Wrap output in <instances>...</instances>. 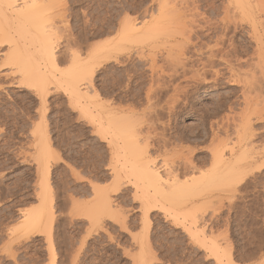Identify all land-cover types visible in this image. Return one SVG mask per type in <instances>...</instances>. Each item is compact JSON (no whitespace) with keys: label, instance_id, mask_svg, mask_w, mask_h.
Listing matches in <instances>:
<instances>
[{"label":"rangeland","instance_id":"1","mask_svg":"<svg viewBox=\"0 0 264 264\" xmlns=\"http://www.w3.org/2000/svg\"><path fill=\"white\" fill-rule=\"evenodd\" d=\"M64 1L68 3L66 19L57 22L64 28L63 38L55 43L58 62L46 67L49 75L61 78L60 85L53 80L42 92L18 84L25 70L0 76V264H142V257L144 264H219V256L223 264L230 259L232 264H264V63L258 62L257 41L248 37L249 25L228 27L223 22L228 0H196L204 28H198L194 41L205 54L191 50L181 57L183 61L176 56L173 60L159 57L154 72L149 69V56L147 63L135 56H124L118 63L103 61L96 65L93 78L99 97L91 105L93 112L84 115L72 104L65 79L75 78L76 67L92 62L93 52L99 55L108 46L121 17L142 19L156 0ZM211 49L217 54L212 60ZM227 55L233 61L241 58L249 85L230 80L222 60ZM4 71L0 68V73ZM112 118L115 123L119 119V127L126 132L120 128L118 132L109 122L114 123ZM244 124L257 158L245 179L232 189L204 181L205 199H163L155 195V188L149 187L150 195L148 191L143 195V185L137 190V180L124 171L129 166L124 164L129 159L126 143L131 140L139 141L143 149L147 146V157L159 165L175 163L183 171L182 181L191 179L199 171L212 169L215 146L241 149L238 127ZM119 134H127L129 140ZM44 136L52 153L42 161ZM189 149L198 168L194 173L177 160L178 154ZM45 180L54 202L50 225L27 232L21 226L22 213L36 210ZM103 191L111 197L114 214L124 216L122 226L109 215L91 222L89 214L94 213ZM141 196L160 199L158 208L151 201L153 206L144 207ZM190 223H196L201 234L187 232L185 226Z\"/></svg>","mask_w":264,"mask_h":264},{"label":"bare ground","instance_id":"2","mask_svg":"<svg viewBox=\"0 0 264 264\" xmlns=\"http://www.w3.org/2000/svg\"><path fill=\"white\" fill-rule=\"evenodd\" d=\"M156 1H154V3H156L154 8H152L153 6H151L150 8H152V9L151 10L149 9L150 11L145 10L146 11V12H144L145 16L142 19L136 18L135 20L134 19L132 20V19L127 18V17L121 19L122 18L121 17L119 19V20H121L119 22V27H118L117 31L115 32L116 36L111 38L110 41H108L109 42V44H107L108 46L104 47L102 49V51H100L101 53L99 52V55H97L98 53H96V56H95L94 55L95 51H94L93 52L94 54H92V55L95 58H93V56H92V58H93L92 62H86L83 64L81 63L82 66L79 67L78 70L76 67V70L74 73L75 78L70 77V78L65 79V82L67 85V88L65 87V89H67L66 91L69 92L70 99L73 102L72 104L75 105V109H78L81 114H84V115L88 114L91 110L92 103H94L93 101L95 100V98L99 97L98 93L95 90L94 84H93V78L95 75L96 65L101 64L103 61H105V62L116 61V63H118L119 61H121L120 59H122L124 56L125 57L126 56L127 57L135 56L140 61H145V58L149 59V57H151V62L149 63V65H150L149 69L153 70L152 72H154L156 70V68L158 67V60L157 59L159 57L165 58V56H166V59L167 58L172 59L173 56H176L177 60L179 61V60H181V57L188 55L190 53L189 51H191V50H195V52L200 51L203 54V50H202L203 47H201L198 44V42L194 41V35L197 34L198 28H200V29L204 28L201 25V19L204 20V17H203V14L200 12L201 9L197 5L196 0H156ZM66 4H68V3H65L64 0H0V59H1L0 68L3 71L5 69L8 70L7 72L5 70L4 71L5 73L1 72L0 76L2 75L3 77L5 76L7 78L10 76L11 71H14L17 69L20 71L25 70L26 75H24L25 76L24 80L19 81L18 84H22L28 88H37L39 91H42V92H43V90L47 89L49 84L52 85L53 80L55 81V84H57V82H58L60 85L61 78L58 79L54 76L49 75L48 72L46 71V69H47L46 67H49V66H47L48 64L56 66L57 62H58L59 56H58V53L56 51L57 47H55V43L58 42V41H56L57 38L63 36L64 33L61 34L60 31L62 32V30L64 28H62V30H61L60 29L61 27L57 24V22H59V24H60V22L64 21V19H66L65 18ZM222 20H223V22H225L226 24L229 25L228 27H230V25H233L236 27V26H238V24L243 23V22H246L249 25L250 31H248L249 34L247 33L248 37L250 35L251 38H253L254 40L257 41V43H256V46H257L256 54H257V57L259 58L258 62L264 63V0H228V5L225 7L224 17ZM208 22H209V20L207 18V23ZM65 31H68V30H65ZM58 45H60V44L58 43ZM220 46H221V42L217 41L216 47H220ZM3 48H6V50ZM219 49H221V47ZM67 50L68 49H66V51ZM235 50H237V49H235ZM70 54L72 55V53H70ZM74 56H75V54H73L72 57H74ZM147 56H149V57H147ZM215 57H217V54L215 53V50L211 49L209 51V58L212 60V58H215ZM257 57L255 56V58H257ZM223 59L226 63L227 69L230 73V77H231L230 80L232 79V82H235L238 84L243 83L244 85L245 84L249 85L248 77H246V75L248 73L247 74L243 73L244 70L242 68L243 66L241 65L242 63L240 64L241 58L236 60L238 63H236V61H233L232 59H229L228 55L226 58L222 57V60ZM181 61H183V60H181ZM243 61H245V60H243ZM172 62H174V61H172ZM255 64H256V62H255ZM259 66L260 65H258L257 67H259ZM165 70H167V69H165ZM154 74H156V73H154ZM260 75H262V74H260ZM191 76H194V75H191ZM195 76H197V75H195ZM176 77H177V75H176ZM151 78H153V77H151ZM162 78H164V76ZM161 80L163 81V79H161ZM261 82H262V80H261ZM61 85H62V83H61ZM157 87H159V85ZM245 89H246V87H245ZM251 90H252V87H251ZM179 91H181V90H179ZM149 92H150V90H149ZM147 94H145V95H147ZM262 98L264 99V97H262ZM97 105H99L98 108L101 107L100 104H97ZM109 109H111V108H109ZM94 110H95V108H94ZM130 111H131V109H130ZM246 113H243V114H246ZM112 116H114V115H112ZM112 116H110V117H112ZM250 116H252V114ZM112 119H114V118H112ZM118 120L116 123H115L116 119H114V121L112 120L114 123H111V121H109V122L111 125L115 124L114 128L117 131L121 129L124 132H126V130H127L126 128H124V129H126V130H124V129H122V126L119 127L118 123L120 121H118ZM239 127H241L242 129ZM239 127H238L239 131H238V129H236V130L239 133V136H238V138L240 139L239 142L242 144L241 149L235 150L238 148H234V147H231L232 148L231 149L228 147L229 145H225V144H219V145L215 146L212 149V159L214 160V166L212 167V169H210V171H208V170L207 171H199L198 176L193 177V178L188 179V180H184V181L181 180V175H183L181 173L183 171L181 172L178 167L176 168V166L174 165L175 163H173L172 165L164 163L162 165L160 164L161 165L160 166L159 163L156 162V160L149 159L147 157L148 156L147 146H146V148H144L145 149L144 150L143 148H141V145L138 144V142H139L138 140H136V141H138L136 143L137 145L135 143H133L131 140H130V142L126 143V141L129 140V136L127 137L126 136L127 134H125V135L119 134L118 137L122 136V138L127 139L126 141H124V140L123 141L126 143V146L129 149V153H127L129 155V157L126 156L127 157L126 158L124 155H122V157L124 156V158H126V159L129 158L126 161H125V159H123L125 161L124 164H126V162H127L129 165L127 168H126L127 164L123 165L124 168H126V169H124V171L125 172L127 171L128 175L130 174V176H133V179L135 178V180H137L136 181L137 182V186H136L137 190L140 189V188H138L139 185H143V187H144L143 189L145 190V191H142L143 195H145L147 193V191H148V194L150 195L149 190H148L150 187L153 189L155 188L156 189L155 192L157 191V193H155V195L159 196L160 198L164 197L163 199H166L167 197L172 198V197H177V196H178L177 198H179V199L180 198H182L184 200H186L185 198H189L188 200L192 199V200H190L192 202H194L197 199H205V196H207V195H205L206 193L204 194L202 189H201V187L204 188L205 186L203 187V184H201V183H203L204 181H213V182H217L221 186H223V187L225 186V188L229 189L231 187H234L235 183H240L241 181H243L245 179V177L247 176V170L250 169L254 165L255 158H257V157H256V154L252 152L254 150V149H252L253 146L251 147L252 150L250 149L251 144L249 143L250 142L249 139L251 137L249 138V136L251 134L250 135L248 134V132L250 130H248L249 128H247L246 125L244 126V128H243V125H239ZM140 131H141V129H140ZM227 131H229V130L227 129ZM241 132H243V133L241 134ZM138 136H140V135H138ZM132 138L130 137V139H132ZM42 139H43V141H41L42 142L41 143L42 149L40 151L41 154L39 156L42 159V161H45V159L50 158L52 150H51V144L49 143V140H47V138L45 136ZM146 144H148V140H147ZM236 145H238V144H236ZM142 147H143V145H142ZM120 149H121V147H120ZM119 151H121V150H119ZM179 152H181V151H179ZM182 152L183 153L178 154V157H177L178 158L177 160L180 163L179 166L183 165L186 169L193 170V173L196 172V169H198V168L194 165V161L192 160L190 149L188 151L183 150ZM127 154H125V155H127ZM118 158H119V156H118ZM115 171H114V173H115ZM124 171H123V173H124ZM118 173H119V171L115 173L116 176H120V174H118ZM134 183H135V181H134ZM235 185H237V184H235ZM43 188L44 189L41 188L42 191L41 192L39 191L40 194L37 196L38 197V199H37L38 200V207L35 208L36 210L31 211V212H27V213L26 212L22 213L21 226H23V229L25 227V231H27V232L38 229L39 227L44 228V225H46V224L50 225V223H48V222H49V219H51L52 214H53L52 203H54V202H52V198H51L52 194L50 193L51 188H50L47 180H45V185ZM103 192L99 193V200H98L99 202H98L97 207L95 206L96 209H93V210H95V211H93L94 213L92 215H90L87 211V214H89V217L91 219V222L92 221H93V223L98 222V220H100L102 217L104 218L105 215L106 216L109 215L112 219L119 221V223L121 225L122 224L121 218H123L124 216L120 217L121 212H119L120 216H119V214L118 215L114 214L115 212H113V206H112L111 201H110L111 197H109L110 195L108 196L107 191H106L107 193L106 192L103 193ZM205 192H206V190H205ZM173 194H174V196H173ZM151 195H153V194H151ZM141 197L142 198L144 197L142 199V201H144V207H149V206H147L149 201H151L153 203L154 208L158 206L157 203L159 202L160 199L158 201H156L155 200L156 197H154L155 199L152 196L151 197L148 196V198H147V196H141ZM145 198H147V199H145ZM149 205H151V204L149 203ZM153 205H151V206H153ZM93 208H94V206H93ZM91 209L92 208H90V210ZM145 211H147V210L145 209ZM180 213H182V212H180ZM82 214H84V213H82ZM144 215H146V212ZM178 217H179V215L177 216V218L175 217L177 220L176 222H178L180 219V218L178 219ZM172 218H174V216ZM145 219H147V218H145ZM185 220H186V217L184 220H182L181 225L183 224V221H185ZM190 220H191V222H193L192 221L193 219H190ZM188 225L189 226H187V227L185 226L187 232L189 231V233L193 234L194 236L199 233L197 231L198 226L196 225V223H190ZM45 227H48V226H45ZM92 227H93V225H92ZM123 228H125L124 224H123ZM199 234H201V233H199ZM19 237H20V235H19ZM15 242H17V241H15ZM205 242H206V239H205ZM12 243H14V242H12ZM82 246H83V241H82ZM5 247H4V249H6ZM18 251H19V249H18ZM216 255L219 256V254L217 252H216ZM75 257H76V255H75ZM219 257L218 258L216 257L218 260V263L223 264V262H222L223 260H221L222 258L219 259ZM141 259L140 260L142 261V264H144L145 258L142 257ZM229 261H230L229 264H232L231 259Z\"/></svg>","mask_w":264,"mask_h":264}]
</instances>
